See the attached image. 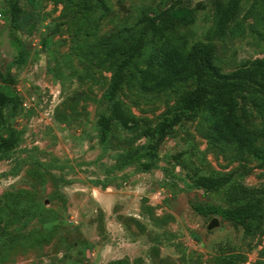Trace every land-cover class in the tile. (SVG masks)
Instances as JSON below:
<instances>
[{
  "label": "rangeland",
  "instance_id": "374dc122",
  "mask_svg": "<svg viewBox=\"0 0 264 264\" xmlns=\"http://www.w3.org/2000/svg\"><path fill=\"white\" fill-rule=\"evenodd\" d=\"M105 1L107 11H85L79 0H0V90L19 94L9 125L22 132L0 160V264H264V234L248 235L238 222L194 209L230 206L225 189L196 187L199 175L231 174L264 189L261 161L233 143L214 145L204 113L175 125L154 167L141 169L140 156L158 138L155 128L193 82L143 92L129 80L119 98L137 126L114 120L102 142L99 125L111 114L113 72L101 55L120 36L137 33L144 13L176 3L190 22L171 32L174 41L213 45L216 62L229 72L264 57V6L242 0L220 36L216 7L228 0ZM247 107L246 122L258 127L254 107ZM214 217L219 224L209 228Z\"/></svg>",
  "mask_w": 264,
  "mask_h": 264
},
{
  "label": "trees",
  "instance_id": "16d2710c",
  "mask_svg": "<svg viewBox=\"0 0 264 264\" xmlns=\"http://www.w3.org/2000/svg\"><path fill=\"white\" fill-rule=\"evenodd\" d=\"M242 0L219 2L216 7L215 32L225 36L231 23L241 10ZM85 11L97 6L108 10L105 0H79ZM264 6V0H255ZM176 3L151 15L144 13L137 33L120 36L101 55L113 68L107 91L111 102V114L99 118L101 140L105 142L117 120L124 128L137 126L138 119L123 107L119 98L125 83L136 81L143 92H163L177 89L179 85L193 82L194 86L182 89L172 111V116L163 120L154 130L158 138L149 144L140 156L141 169L146 172L154 167V159L163 140L183 118L202 112L210 123L209 138L214 145L235 144L243 153L261 161L264 166V57L245 60L236 69L225 72L215 59L214 46L196 42L190 47L177 44L171 32L178 24L190 22L177 12ZM21 11L19 2L12 4L11 14L18 21ZM264 22V9L261 13ZM150 50L146 53L147 47ZM130 77V78H129ZM21 104L19 94L0 90V160L15 149L22 132L9 125V116L18 112ZM251 104L259 118V126L252 127L246 122L249 116L247 105ZM148 157L149 160H142ZM194 185L210 191L225 189L229 207L194 204L201 214H220L223 218L243 225L248 235L264 234V189L253 188L229 175H199Z\"/></svg>",
  "mask_w": 264,
  "mask_h": 264
},
{
  "label": "water",
  "instance_id": "95a60500",
  "mask_svg": "<svg viewBox=\"0 0 264 264\" xmlns=\"http://www.w3.org/2000/svg\"><path fill=\"white\" fill-rule=\"evenodd\" d=\"M218 224H219L218 218L214 217L209 224V228H213V227L217 226Z\"/></svg>",
  "mask_w": 264,
  "mask_h": 264
},
{
  "label": "built area",
  "instance_id": "2783aa9c",
  "mask_svg": "<svg viewBox=\"0 0 264 264\" xmlns=\"http://www.w3.org/2000/svg\"><path fill=\"white\" fill-rule=\"evenodd\" d=\"M2 17V13L0 12V18Z\"/></svg>",
  "mask_w": 264,
  "mask_h": 264
}]
</instances>
